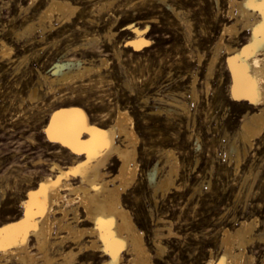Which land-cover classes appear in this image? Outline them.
Listing matches in <instances>:
<instances>
[{"label":"rangeland","instance_id":"rangeland-1","mask_svg":"<svg viewBox=\"0 0 264 264\" xmlns=\"http://www.w3.org/2000/svg\"><path fill=\"white\" fill-rule=\"evenodd\" d=\"M46 1L0 0V41L12 49L0 54V223L7 221V209L13 206L14 217L22 216L23 191L54 174L52 163L66 167L74 161L71 157L84 161L82 153L70 154L47 136L54 111L79 107L92 125L107 130L123 109L132 116L139 136V169L124 203L144 232L155 264L217 261L225 229L233 230L243 220L255 221V230L241 264H264V239L259 238L264 235V134L253 147L238 138L241 120L252 109L248 100L230 96L224 49L209 74L220 33L231 24L230 1L69 0L79 9L75 24L56 20L49 32L37 26L33 34L16 37L37 22ZM136 29L146 40L140 47L132 43ZM247 33L242 43L248 41ZM95 39L99 41L92 43ZM78 60L96 71L76 83L55 84L53 90L39 76L51 75L57 63ZM35 90L34 100L29 96ZM115 140L125 145L122 135ZM166 150L174 151L179 163L175 185L155 194L148 173L158 165L157 180L167 174L173 161ZM119 163L116 157L109 160L107 176L117 173ZM155 226L166 233L160 239L165 248L160 256Z\"/></svg>","mask_w":264,"mask_h":264},{"label":"bare ground","instance_id":"bare-ground-1","mask_svg":"<svg viewBox=\"0 0 264 264\" xmlns=\"http://www.w3.org/2000/svg\"><path fill=\"white\" fill-rule=\"evenodd\" d=\"M47 1L45 7L39 11L37 22L35 20L36 23L32 22L25 26L21 33L15 32L16 37L20 39L28 34H33L37 26L43 31L53 30L56 20L68 23L73 21L74 23V17L79 11L76 5L69 0ZM229 1L231 24H226L220 33L210 63L209 74L213 73L215 63L221 50L224 49L228 55L226 64L230 74V96L237 100H248L253 110L244 113L238 138H241L245 142L244 144L252 146L254 140L264 134V12L261 11L259 0ZM173 12L177 17H180L179 11L173 10ZM88 18L90 19V17ZM181 21L184 22L187 30H190V23L187 19L183 17ZM135 31L138 36L132 43L136 47H140L144 42L146 43V40L138 29ZM247 32H249L248 41L242 43ZM50 37L51 35L48 38ZM98 41L95 39L91 42ZM54 42L55 40L52 43L54 44ZM6 43L1 42L0 54L11 53L12 49ZM102 64L106 65L107 63ZM51 71H53L51 75L42 73L39 75L49 83V87H54L55 84L76 83L77 80L85 78L96 69L82 60H78L57 63ZM34 88L36 89V86L32 89ZM37 92L38 90L31 92V96L28 95L29 98L35 100ZM68 92L70 93V91ZM45 97L44 99H46ZM51 102L53 103V101ZM91 123L86 112L79 107H63L53 112L51 122L47 126V136L49 139L59 142L67 150L69 149L70 154L80 155L82 153L84 161L81 162L76 160L77 157H71L74 161L66 167L56 162L52 163L50 173L54 174L43 176L35 188L29 189V191L26 188L27 190L23 191L26 193L20 200L22 216L14 217L13 205V208L7 209V214L10 216L6 222L0 223V230L5 231V239L0 245V264H155L151 250L145 243L144 232L138 228L131 211L124 203V196L135 182L139 169V162H137L139 136L136 135L133 118L126 110L121 109L117 112L114 125L107 130L100 129ZM85 134L86 136H84ZM121 135L124 137V146L115 142V139ZM236 148L233 146L232 150H237ZM114 157L120 163L117 173L109 177L107 176L108 172L104 170L107 169L109 160ZM167 157L169 161H173L167 174H163L157 180L158 165L148 173V179L153 185L151 188H154L155 194L158 192L161 194L175 185L174 176L178 172L179 163L174 151H169ZM237 157L239 158V155ZM75 178H78L79 181L74 182ZM254 222L243 220L233 230L225 229L222 238V255L217 261L211 258L207 264H241L242 260L246 259V245L254 241ZM159 228H156L157 232L155 230L158 241L154 242L158 256L165 251L161 244L163 240L160 241V239L162 236L164 239L166 234ZM164 228L162 229L164 230ZM172 234L170 235L172 236ZM259 238L264 239V235L260 234ZM244 256L245 258H243ZM99 258L100 262L95 263V260Z\"/></svg>","mask_w":264,"mask_h":264},{"label":"snow or ice","instance_id":"snow-or-ice-1","mask_svg":"<svg viewBox=\"0 0 264 264\" xmlns=\"http://www.w3.org/2000/svg\"><path fill=\"white\" fill-rule=\"evenodd\" d=\"M259 3L261 4V11L264 12V0H259ZM4 239H5V231L0 230V245L3 244Z\"/></svg>","mask_w":264,"mask_h":264}]
</instances>
